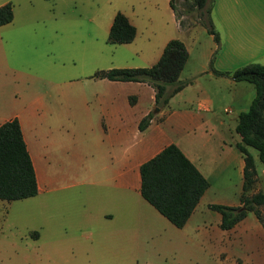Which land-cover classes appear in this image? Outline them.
Masks as SVG:
<instances>
[{
    "label": "crops",
    "instance_id": "crops-1",
    "mask_svg": "<svg viewBox=\"0 0 264 264\" xmlns=\"http://www.w3.org/2000/svg\"><path fill=\"white\" fill-rule=\"evenodd\" d=\"M117 9L134 25L135 35L128 42L109 43L129 44L137 34L135 21L138 12L136 14L132 6ZM159 13L166 15L168 20L167 25L158 30L151 25L149 13L142 14L146 21L145 34L148 40L151 38L150 51L137 55L135 63L107 65L147 66L155 62L169 38L175 37L183 42L187 56L178 78L189 81L171 94L163 109L154 110V116L142 129L138 127V122L151 110L154 103V90L151 85L139 80L96 76H92L91 80L94 84L99 83L98 92L92 93L85 86V91L81 92L46 91L23 94L12 101L9 112L0 118V123L11 117L18 120L34 169L35 195L40 213L44 210L41 195L52 197L53 203L64 204L72 196V188L85 184L92 189L95 187L99 192L101 207L95 211L94 216L100 226L114 232L121 229L123 225H118L113 218L123 208L124 191L137 192L150 204L140 194L139 164L168 143H174L206 178L208 185L204 191L221 178V175L230 171L241 177L242 183L243 157L235 146L239 135L236 132L229 138L223 131L220 134L217 130L228 124L224 117L233 113L236 118L239 111L248 107L254 87L247 80H234L214 73L211 69L232 70L250 61L264 64V0L209 2V16L219 36L218 45L206 28L201 29L205 35H199V22L181 24L169 0H160ZM48 79L52 80L53 76ZM77 115L83 116L80 123L76 119ZM77 128L82 132L87 131L86 141L75 143L74 131ZM93 129H96V134H93ZM85 155L88 158H84ZM83 159H87L88 167V171L84 173L49 170L54 163H73ZM94 161L100 164L97 170L92 169ZM240 192L241 184L239 194ZM89 201V198L84 201L86 211L91 203ZM197 204L198 201L184 225ZM135 207L139 213H153L139 199H136ZM151 208L156 210L153 206ZM253 215L257 221L253 227L243 222V216L230 228H222L227 246L239 245L237 239H240L241 234L249 239H264V229L254 213ZM140 225V220H133L130 223L131 231L139 229ZM144 227L147 228L146 223ZM59 228L61 225L56 222L51 225L49 222H42L43 234L46 229L51 230L52 237L48 239L55 243H65L71 237H57L59 232L56 229ZM82 233L79 230L77 235L84 238ZM240 241L245 240L242 238ZM57 250V258H49L48 255L47 259L56 261L57 264H70L64 262L62 249Z\"/></svg>",
    "mask_w": 264,
    "mask_h": 264
},
{
    "label": "rangeland",
    "instance_id": "rangeland-1",
    "mask_svg": "<svg viewBox=\"0 0 264 264\" xmlns=\"http://www.w3.org/2000/svg\"><path fill=\"white\" fill-rule=\"evenodd\" d=\"M2 1L10 2L12 18L0 25V118L9 112L12 101L23 94L81 92L85 91V86L92 93L100 91L99 83L91 80L97 69L111 67L107 65L112 63H135L137 55L152 48L151 38L148 40L144 31L143 12L149 13L151 25L157 30L167 25L168 20L166 15L159 13L160 0ZM186 1L189 0L173 1V4L176 2V16L181 24L199 22V35H205L201 29L206 27L197 17L201 9L186 10ZM128 6H132L136 14L138 12L134 40L129 44L107 42L112 15L120 10L117 8ZM203 16L205 13L201 18ZM51 76L53 79L49 80ZM79 116L76 119L80 123L83 116ZM224 118L228 124L217 132L223 131L231 138L236 134L235 115L232 113ZM87 137V131L78 128L74 131L75 143L86 141ZM247 150L256 171V179L247 190L251 193L264 188V160L258 158L254 147L247 146ZM86 163L87 159L54 163L49 170L84 173L88 171ZM99 165L92 162V169L97 170ZM240 184L241 177L232 171L221 175L203 192L197 208L180 227L153 210L137 192L125 190L123 208L113 218L123 227L115 232L100 226L94 216L101 207L99 192L85 184L72 188V196L64 204L53 203L52 197L41 195L43 213L39 212L35 194L0 199V264H57L47 259L48 255L57 258V248L62 249L64 262L70 264H264V239H249L241 234L237 239L239 245L227 246L224 243L226 235L218 225L219 212L208 207L212 202L237 205ZM88 198L91 203L86 211L84 201ZM136 199L143 201L155 214L139 213ZM258 208L264 221V206ZM137 219L141 225L132 232L130 223ZM243 220L250 227L257 223L251 210L246 211ZM42 222L60 224L61 228L56 229L57 237L71 238L65 243H55L48 239L52 237L50 229L42 233ZM79 230L84 238L77 235ZM242 238L244 242L240 241Z\"/></svg>",
    "mask_w": 264,
    "mask_h": 264
},
{
    "label": "trees",
    "instance_id": "trees-1",
    "mask_svg": "<svg viewBox=\"0 0 264 264\" xmlns=\"http://www.w3.org/2000/svg\"><path fill=\"white\" fill-rule=\"evenodd\" d=\"M173 1L169 0V3L175 8ZM211 1L189 0L184 4L186 10L201 9L199 12L201 15L197 16L198 21L213 35L218 45L219 36L209 16ZM204 13L206 16L201 18ZM11 18L10 2L1 3L0 25L9 22ZM134 34V25L128 21L124 13L116 10L108 28L107 41L128 42ZM186 56L187 51L183 42L172 37L165 42L158 58L150 65L97 69L93 76L145 81L154 90L153 107L161 110L167 105L171 94L189 81L178 78ZM211 70L234 80L244 79L251 82L254 93L248 107L237 113L234 124V130L239 135L235 146L243 157L239 204L208 203V207L219 212L221 228H230L246 214L247 210H251L264 229V221L258 208L260 205L264 206V188L247 192L256 179L253 159L247 146L254 147L258 158L264 160V64L250 61L232 70ZM155 112L151 108L144 114L138 122V127L140 129L145 127ZM139 177L142 197L178 227L185 222L208 185L206 178L174 143H168L153 156L141 162ZM35 192L34 169L18 120L16 117L8 118L0 123V199H18L34 195Z\"/></svg>",
    "mask_w": 264,
    "mask_h": 264
},
{
    "label": "water",
    "instance_id": "water-1",
    "mask_svg": "<svg viewBox=\"0 0 264 264\" xmlns=\"http://www.w3.org/2000/svg\"><path fill=\"white\" fill-rule=\"evenodd\" d=\"M154 110H157V108H155Z\"/></svg>",
    "mask_w": 264,
    "mask_h": 264
}]
</instances>
